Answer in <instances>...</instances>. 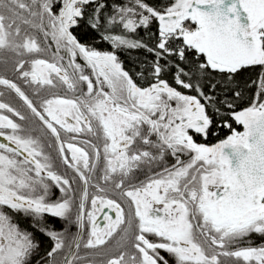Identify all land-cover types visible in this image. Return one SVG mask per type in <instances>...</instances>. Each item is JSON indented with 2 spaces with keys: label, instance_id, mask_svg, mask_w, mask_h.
Instances as JSON below:
<instances>
[{
  "label": "snow or ice",
  "instance_id": "obj_1",
  "mask_svg": "<svg viewBox=\"0 0 264 264\" xmlns=\"http://www.w3.org/2000/svg\"><path fill=\"white\" fill-rule=\"evenodd\" d=\"M0 264H264V0H0Z\"/></svg>",
  "mask_w": 264,
  "mask_h": 264
},
{
  "label": "trees",
  "instance_id": "obj_2",
  "mask_svg": "<svg viewBox=\"0 0 264 264\" xmlns=\"http://www.w3.org/2000/svg\"><path fill=\"white\" fill-rule=\"evenodd\" d=\"M123 58V57H122ZM226 131V130H225ZM211 139V138H210Z\"/></svg>",
  "mask_w": 264,
  "mask_h": 264
},
{
  "label": "water",
  "instance_id": "obj_3",
  "mask_svg": "<svg viewBox=\"0 0 264 264\" xmlns=\"http://www.w3.org/2000/svg\"><path fill=\"white\" fill-rule=\"evenodd\" d=\"M102 222V221H101Z\"/></svg>",
  "mask_w": 264,
  "mask_h": 264
}]
</instances>
